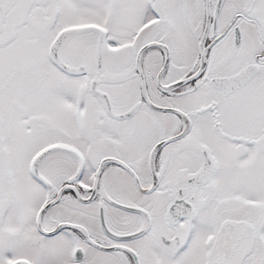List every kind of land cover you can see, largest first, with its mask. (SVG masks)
Here are the masks:
<instances>
[{
	"label": "snow or ice",
	"instance_id": "1",
	"mask_svg": "<svg viewBox=\"0 0 264 264\" xmlns=\"http://www.w3.org/2000/svg\"><path fill=\"white\" fill-rule=\"evenodd\" d=\"M0 264H264V0H0Z\"/></svg>",
	"mask_w": 264,
	"mask_h": 264
}]
</instances>
